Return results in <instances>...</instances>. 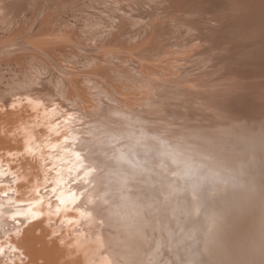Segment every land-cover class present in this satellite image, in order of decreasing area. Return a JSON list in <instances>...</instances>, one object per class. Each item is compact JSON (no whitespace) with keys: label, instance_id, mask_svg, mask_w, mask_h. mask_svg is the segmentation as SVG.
Instances as JSON below:
<instances>
[{"label":"bare ground","instance_id":"bare-ground-1","mask_svg":"<svg viewBox=\"0 0 264 264\" xmlns=\"http://www.w3.org/2000/svg\"><path fill=\"white\" fill-rule=\"evenodd\" d=\"M220 3L224 6L223 8L225 9V11L229 12V14L232 15L230 16L232 17V19H238L237 27L239 32H243L244 34H246V37H243L242 44L240 46L238 45L234 50L225 51L223 49L224 45L222 44V42L211 47L210 51L204 50L198 55L188 57L187 60L190 65L189 67H186L187 70H190L192 67L191 71L193 70L195 74L201 75L203 77L204 80L201 79V81H189L186 79L185 75L179 79L164 80L160 79L157 75H150L149 73H145L144 80L146 81L147 85H145L148 88L146 94L147 98H149L150 101L142 100L140 102L143 105L144 103L149 102L147 107H142V110H140L139 108L135 109L133 106L132 109L128 108L124 112H120L117 117H115L116 119L112 120V122L122 126V129L114 130L109 126H105L103 122L100 123V117L90 122L89 126H87V123L77 124V122L81 119L79 115L72 114V111L68 112L59 102L56 103L55 101H53L52 105H50L49 100L47 101L44 98H28V100L21 102L16 99L18 103L14 104V102H11L14 105H11L12 107L10 111H6V108H4V112L3 110L0 111V264L156 263L154 259H156L157 257V249H159L158 247L161 244V239L153 240L155 241V247L153 246V244H151V246H147L146 244L151 243L152 239L150 241V235V237H148V243V233L146 232V228L149 227L151 231L157 229L159 238H161L160 236L167 235L166 238L163 237V239H167V242H169V240H172L175 233L174 229L175 227H178L175 226L176 213L174 211L176 207H178L177 200L181 197V193L183 192V190H185L188 195L192 210L191 215L193 217V221L191 222V226H198L201 230L202 236L200 238L202 239V243L198 252L200 253L202 251L204 253L206 258L205 264H230L231 260H234L235 263L238 258L242 256V251L244 250V255L247 254V257L245 258L246 260L243 258H239L245 261H242L241 263L244 262V264H264L263 197H260L259 195L258 198L260 197L262 199L257 202L253 201L252 199L250 203H247L248 199H246L247 201H245L248 205L246 206L244 204V208L241 207L239 204L247 196H244L245 198L243 199V196L241 195V193H239V190L234 189V187L230 184L231 180L229 182L227 181L228 179L218 181V179L214 178L215 170H209V167L207 166L208 162H199L195 160L191 154L186 152V147L182 144L183 142H173L169 138L164 137L159 129L157 131L155 129H152L153 126L149 128V126L144 124L145 120L143 119L144 112H149L150 110H152L159 104L160 101H170L174 98L180 99L182 97H187L196 93H210L208 95V101L205 102L207 104L205 105L208 106L210 111H212V113L215 115V119L212 120V123L216 125L215 127H219L223 123L229 126H233L237 124L239 125L242 122H247V125L250 124L254 126L258 124L262 118H264V96H257L253 93L255 90H260V92L264 94V86L259 88V84L260 86L263 84L259 83L258 79L257 84H249L247 82L248 85H244L245 83H241L239 79L237 80V78H239L241 75L243 76V74L248 75L252 78H256V76H261L264 72V0H224ZM55 9L57 8L55 7ZM204 31L205 29H198L197 33L192 34L194 35V38L197 40V42H200V44L201 42L205 43L207 37H209V34ZM231 31L233 32V30ZM107 36L104 35L102 36V38ZM113 36L114 35L112 33V37ZM111 39L112 38H110V41ZM131 39L134 40V38L132 37ZM232 39L234 41V38ZM87 41L91 42V39ZM229 41H231V39H229ZM105 42H107L106 39ZM79 44H82V42H79ZM98 46L96 45V47ZM101 46V49L104 48V46ZM108 48L110 49L111 47ZM127 49L128 48L126 47V50ZM156 49L157 48H155L154 50ZM158 49L156 51H158ZM186 51L188 50L186 49L185 52ZM102 56L103 55H101V57ZM94 58L95 57H93V59ZM123 58L127 57L123 56L122 59ZM108 59H105V61ZM240 62L241 64H243L244 69H235V64ZM200 65H203V69L200 68L201 70H195ZM161 70L163 71L162 68ZM103 71L105 72L104 68ZM141 71H143V69ZM104 72L101 71V73L103 74ZM208 72L212 73V77L209 79L207 78L210 77V75H207ZM108 73L110 74V72ZM98 74L100 73L98 72ZM114 75H116V73ZM197 75L195 76L196 78L193 79H197ZM238 75L240 76L238 77ZM113 76H111V79ZM234 76L237 77L235 78ZM118 77L121 76L118 75ZM233 77L236 83H231ZM117 80H120V78H118ZM77 82H80V80ZM164 83L166 85H164ZM171 84H174L176 86V88L174 89L175 92H172L173 90H170L171 92L165 93V91H163L164 88L166 89V86L168 87V85L170 88L172 86ZM175 86H172L171 88H174ZM28 87L30 86H27V88ZM77 87L79 88V86ZM213 88H217V90ZM79 91L78 93L83 94V91ZM84 92H86V90H84ZM98 92L100 93L101 91ZM216 92L220 93L221 96L223 95L224 98L221 100L218 99L220 94L217 95ZM143 94H145V92ZM83 95H85V93ZM75 97L76 96L74 95V98ZM123 100L124 99H122V101ZM72 102H74V100ZM130 105L132 106V103ZM104 122L107 123V121ZM172 126L168 127L171 128ZM232 131L233 130H231V132ZM242 133H244V131ZM245 133L249 134V131L248 133L245 131ZM253 135L252 137L255 138V136ZM225 136L229 137L227 134H225ZM225 136H223V138ZM186 137H188V135ZM213 137L215 136L213 135ZM180 138L184 137H179V139ZM251 139H247V141H251ZM185 140L186 138L183 141ZM225 140L227 139L225 138ZM201 141H204L205 144L209 143V140L204 137H202ZM221 145L223 146V144ZM212 147L213 145L210 144V150L212 149ZM253 147H255V145H253ZM263 148L259 150L264 151ZM221 149L223 150L222 147ZM218 152L219 151H217V154ZM205 154L207 156V153ZM217 154L215 153V155ZM228 156H230V154ZM210 157H214V155ZM212 160L215 159L213 158ZM258 160L260 161L261 159H257V161ZM219 161L221 162V160ZM241 162L242 161H240V163ZM150 163L154 165V168L149 166ZM213 163L215 162L213 161ZM214 165L211 166L213 167ZM221 165L223 166L225 164ZM244 165L246 166V164ZM241 166L243 167V165ZM247 167L248 166H246V168ZM238 168L240 169L239 165ZM250 168H252V166ZM225 170H227V168H225ZM232 171L233 170H231V173ZM233 176H235V174ZM129 180L133 181V184H126V182ZM154 181H159V184L157 186H154ZM239 181L240 180H238L237 183ZM213 184L216 185L214 186ZM251 184H253V181L251 182ZM246 186H249V188L252 190L251 186L253 185H250L249 183ZM258 186L260 187V185ZM203 187H206L207 189V193H205L204 196L207 198L206 200H210V202L208 201V208L204 209L206 210L204 214L199 217V213L203 205L201 195V190L205 189ZM132 188H135V190H133ZM111 191H118V195L110 194ZM152 192H157V195H161V201L159 202H161L162 211L163 209L165 211H169L168 214L164 215L163 212L162 214L164 215L165 220H168V222L171 224V231L167 230L169 228H165L166 221L164 219H157L158 217L156 218L157 215L155 214L158 211L156 210V213L154 214V210L156 208L154 207L155 209H153L151 203H148V199H146L147 195L152 196L154 194ZM247 192L248 191H246V193L243 195L250 194V192H248L249 194ZM260 194L262 195V193ZM253 195L255 196L256 192ZM113 198H116L117 200L111 201ZM154 203L156 205L157 202ZM168 206L171 208V211L170 209H168ZM145 209H148L147 213L150 216H147V213H144ZM187 215L188 214L186 213L185 217H187ZM158 216H160V214H158ZM161 217L163 216L161 215ZM168 222L167 225H169ZM181 227L179 225L178 232L181 230ZM164 231L166 232V234H164ZM145 246H147L146 248H156V251L152 249V254L154 256L152 257V259L149 257L150 255H148L149 253L147 251L146 253H148V256H144ZM167 247L166 249H164L166 253L168 250ZM190 248H188V250ZM169 249H172V247H170ZM168 252L170 253V251ZM182 252L184 254V251ZM170 255L171 254H169V256ZM166 256L167 255L165 254V260ZM148 257L151 261L147 259ZM182 257L184 259V256ZM186 257L187 259L191 258L189 255ZM191 260L192 259H190V262L189 260L187 261L189 263H192ZM163 261L164 259L162 260V263ZM165 262L169 263L170 261Z\"/></svg>","mask_w":264,"mask_h":264},{"label":"rangeland","instance_id":"rangeland-1","mask_svg":"<svg viewBox=\"0 0 264 264\" xmlns=\"http://www.w3.org/2000/svg\"><path fill=\"white\" fill-rule=\"evenodd\" d=\"M221 1H224V0H184V1L183 0H174V1L173 0H0V8H1L0 9V108L1 110L0 111L3 110L4 112L5 111L4 108H6V111H10L11 107L15 103H18V101L19 102L26 101L28 100V98H36V97L44 98L47 101L49 100L50 105H52L53 101H55L56 103L59 102L64 106V108L68 112L72 111L71 112L72 114L79 115L81 119L80 121L77 122V124L87 123V126H89L90 122L100 117L99 118L101 120L100 123L103 122L105 126H109L114 130L122 129V126L112 122V120L116 119L115 117H117V115L120 112H124L128 108L132 109L133 106L135 109L139 108L140 110H142V107H147L149 102L144 103L143 105L140 101L142 100L150 101L149 98H147V94H146V92L148 91V88L146 86L147 83L144 80L145 73L147 74L149 73L150 75L151 74L157 75L160 79H164V80L179 79L185 75L186 79L189 81H194V80L201 81L203 77L201 75L195 74L193 70L191 71L192 67L190 70H187L186 67H189L190 65L187 60L188 57L193 56V55H198L204 50L210 51L211 47H213L216 44L222 43V42H223L222 44L224 45L223 49L225 51L234 50L237 48L238 45L240 46L242 44L243 37H246L245 36L246 34H244L243 32H239L238 27H237L238 19L237 18L232 19V17H230L232 15H230L229 12L225 11V9L223 8L224 6L222 5L223 2L222 4L220 3ZM54 6L57 9H55ZM6 9L8 10V13L10 14L7 13ZM198 29L200 30L205 29L204 32L209 34V37H207V40L205 41V43L201 42L200 44V42H197V40L194 38V35H192L193 33H197ZM231 30H233V32ZM112 33L114 35L113 37H112ZM104 35L107 37L102 38V36ZM109 37L112 38L111 41ZM131 37L134 38V40L131 39ZM89 38L91 39V42L87 41V40H90ZM232 38H234V41ZM105 39L108 43L105 42ZM229 39H231V41H229ZM79 42L80 43L82 42V44H79ZM123 43L125 46L123 45ZM96 45L98 47H96ZM100 46L101 47L104 46V48L101 49ZM107 46L111 48L109 49ZM134 46L136 47V49ZM126 47L128 48L127 50H126ZM153 48L154 49L159 48V49L158 51H156L157 49L154 50ZM152 49L154 52L152 51ZM186 49L188 50L186 51L187 54L185 52ZM139 51L140 52L142 51V52L140 53ZM101 55H103L104 57L103 56L101 57ZM107 55L108 57L109 56L110 57L113 56V57L112 58L109 57L108 59ZM123 56L127 58H123L125 59L123 60L122 59ZM93 57H95L96 59L94 58L95 59L94 60ZM105 59H108L109 61L108 60L105 61ZM165 61L166 63L167 62L168 63L170 62V63L166 64ZM235 66H234L235 69L236 68L241 69V70L244 69L243 68L244 66L243 64H241V62L235 64ZM127 67L129 70L130 69L131 70L129 71ZM202 67L203 65H200L199 67H197V69L195 68L194 69L198 71V70L203 69ZM103 68L105 72L111 69L108 71L110 72V74L108 72H106L105 74V72L103 71ZM161 68L163 69V71L161 70ZM140 69L141 70L143 69V71H141ZM164 70H167V71H164ZM101 71L104 72V74L101 73ZM98 72L100 74H98ZM114 72L116 73V75H114L115 74ZM189 72H192V73H189ZM211 74L212 73L210 72L207 73V75H210V77H207L208 79L212 77ZM110 75L111 76L114 75L112 77L113 80L111 79ZM118 75L121 77H118ZM196 75L198 76L197 79H193V78H196L195 77ZM239 76L240 75H238V77ZM234 77L236 78L237 76H234ZM234 77H233V80H231V83L232 82L236 83V81L234 80ZM118 78H120V80H117ZM251 78L252 77L243 74V76L241 75L239 78H237V80L239 79L241 83L243 84L245 83L244 85H248V83L257 84L259 82L263 84L261 86L259 84V88L264 86V72L261 76L258 75L256 76V78H252V79ZM75 79L77 81L80 80V82H77ZM90 79H91V82H90ZM257 79L259 80L258 82H257ZM75 84L79 86V88ZM127 84H130V85H127ZM135 84L138 86H136ZM26 85L30 87L27 88ZM164 85L166 84L164 83ZM103 86L105 87V89ZM172 86H175V85L173 84ZM101 87L103 88V90ZM171 87L169 88V85H168V87L166 86V89L164 88L163 91H165V93L171 92L170 90H173L172 92H175L174 89L176 88V86L174 88H171ZM213 89L217 90V88H213ZM84 90H86V92H84ZM78 91L79 92L83 91V94L85 93V95H83L82 93H78ZM98 91H101V92L99 93ZM64 92H65V95H64ZM144 92L145 94H143ZM139 93L142 95H140ZM253 93L254 95H257V96H260V95L264 96V94L261 93L260 90H257V91L255 90ZM209 94L210 93H207V94L205 93L197 94L196 93L193 95H189L187 97H182L180 98L181 100L174 98V99H171L170 101H160L159 104L156 107H154L152 110H150L149 112L147 111L144 112V115H143V119L145 120L144 124L149 126V128L153 126L152 129H155L157 131L159 129V131L163 134L164 137L169 138L173 142H177V143L183 142L182 144L186 147V152L191 154L195 160L199 162H203V161L208 162L207 166L209 167V170L210 171L215 170L214 178L218 179V181L228 179L227 181L229 182L231 180L230 184L234 187V189L239 190V193H241V195L243 196L242 198L244 199L247 196L239 204L241 207L244 208V204L247 206L248 205L247 203H250L252 199L253 201H256V202L262 199L260 197H263L264 199V196H262L264 195L263 193V190H264L263 188L264 187V184H263L264 182V168H263L264 167L263 165L264 151L259 150L264 147V140H263L264 139V118H262L260 122L254 126L250 124L247 125V122H242L239 125L237 124L233 126H229L223 123L219 127L218 126L215 127L216 125L212 123V120L215 119L214 118L215 115L212 113V111H210L209 107L205 105L207 104L205 102H207L209 99L208 97ZM219 94L220 93H217V95ZM74 95L76 96L75 98H74ZM195 96H196V99H195ZM65 97H67L68 99ZM223 98L224 97L223 95L221 96V94L218 97V99L220 100ZM122 99L124 100L122 101ZM73 100L74 102H72ZM199 100L202 102H200ZM11 102H14V104ZM131 103H132V106L130 105ZM92 108L93 109L96 108V109L93 110ZM104 121H107V123ZM168 126L169 127L172 126V127L169 128ZM224 126H225V129H224ZM161 128L163 129V131ZM185 128L188 130H186ZM231 130H233L232 131L233 133L231 132ZM218 131L220 134L218 133ZM243 131L244 133L245 131L247 133L249 131V134H246V133L244 134L242 133ZM206 134L210 138H208ZM225 134H227L229 137H226ZM187 135L188 137H186ZM213 135L215 137H213ZM252 135L255 136V138L252 137ZM223 136L225 137L223 138ZM179 137H184V138L179 139ZM202 137L208 139L209 143L205 144L204 141L202 142L201 141ZM185 138L186 140L183 141ZM225 138L227 140H225ZM247 139L248 140L251 139V141L255 143L253 144L251 141H247ZM191 142L193 143V145ZM210 144L213 145L214 147V148L212 147L211 150L209 148ZM221 144L225 146L223 147ZM252 144L255 145V147H253ZM221 147L223 148V150L221 149ZM250 150H252L253 152ZM210 151H213V152H210ZM217 151L220 152V153L218 152L219 155L217 154ZM233 151L236 153H234ZM205 153H207V156ZM215 153L217 155H215ZM237 153L239 154V156ZM256 153L259 155H257ZM229 154L230 156H228ZM213 155L214 157H210ZM213 158L215 160L217 159L218 161L216 160L217 161L216 162L215 160H212ZM257 159H261L262 161L261 160L257 161ZM219 160H221V162ZM213 161L215 163H213ZM240 161L242 162L244 161V162L240 163ZM150 164L149 166L154 168V165L152 163ZM221 164H225L227 166L225 165L222 166ZM244 164H246V166L248 167L252 166V168L250 167L246 168ZM211 165H214L215 167L214 166L212 167ZM238 165L240 169L238 168ZM241 165H243L244 168ZM260 165H263V166H260ZM221 167L222 168L225 167L227 168V170H225V168L222 169ZM231 170H233L232 173H231ZM234 174L235 176H233ZM240 176H243V177H240ZM238 180L240 181L237 183ZM252 181H253V184H251ZM154 182H155L154 186H157L159 184V181H154ZM128 183L133 184V181L129 180L126 182V184ZM249 183L250 185H253L251 186L252 190L249 188V186L248 187L246 186ZM213 185L215 186L216 184H213ZM258 185H260V187L262 185L263 186L260 188ZM203 188H205L201 190L203 205L200 210V213L202 214L199 213V217L204 214V212L206 211L204 209L208 208L207 204H209L210 202V200H208L209 201L208 202L206 200L207 198L204 196V194L207 193V189L206 187H203ZM254 188H256L258 191ZM132 189L135 190V188H132ZM247 189H250L251 191ZM246 191L250 192V194L247 192L249 195L247 194L243 195L246 193ZM117 192L118 191H111L110 194L115 195L117 194ZM253 192L254 193L256 192L255 196L253 195L254 194ZM152 193H154L155 195L154 194L152 196L147 195L146 199H148V203L149 202L151 203L153 209L156 208L154 210V214L156 213V210L158 211L155 214L157 215L156 218L158 217L157 219L162 218L165 220L164 215L168 214L169 211L167 210L165 211L164 209L162 211V205H161V202H159L161 201V195L160 194L157 195L156 194L157 192H152ZM260 193H262V195ZM259 195L260 197L258 198ZM246 199H248V201ZM116 200H117L116 198H113L111 201H116ZM245 200L247 201V203ZM154 202H157L158 204L156 203L155 205ZM177 205L178 207H176L175 211L174 210L173 211L176 213L175 226H178V227H175L174 229L175 233L171 241L170 240L169 242L166 241L167 239L165 238L167 235L160 236L161 238H159L158 237L159 233L157 229L152 230L153 231L152 232L151 229H149V227L146 228L147 230L146 232L148 233L147 239L148 237H150V235H151V238H149L150 241L152 239L151 243H149V239L147 240L149 243V244H146L147 246H151V244H153L154 246L155 241L153 240L161 239L160 240L161 244L158 247L159 249H157L158 250L157 251L158 253L156 255L157 257L156 259H154L156 263H153V264H157L158 261H159L158 264L159 263L163 264L165 261H168V262L170 261V262L169 263L165 262L164 264H188L190 262V259H192L193 261L191 260L192 263H189V264H205L206 258H205L204 253L202 251L200 253L198 252L200 250V245L202 243V239L200 238L202 236L201 230L198 226L197 227L191 226V222L193 221V217L191 215L192 210H191L190 202L188 199V195L185 192V190H183V192L181 193V197L177 200ZM168 209H170L171 211L170 207ZM147 212H148V209H145L144 213H147ZM162 212L164 213V215L162 214ZM185 212L188 214L187 217H185V214H186ZM158 214H160V216H158ZM161 215L163 217H161ZM147 216H150V215L147 213ZM167 222L168 220L166 221L165 228L166 229L169 228L167 230L171 231L172 226L169 222H168L169 225H167ZM179 225L180 227L182 226L180 228L182 231L180 230L178 232ZM165 231H164V234H166ZM163 237L165 238L163 239ZM147 246L144 247L145 248L144 256L147 257L148 255H150L149 257L152 259V257H154L152 254L153 253L152 249L156 251V248H154L155 246L152 248L151 247L146 248ZM162 246L165 248H163ZM169 246L172 247V249H169L170 248ZM166 247L168 249L167 253L164 250L166 249ZM188 248L190 249L188 250ZM181 250L184 251V254ZM146 251L149 254L146 253ZM168 251H170V253ZM244 251H242L243 253L241 252L242 256H240L239 258L245 259L247 257V254H245L246 256L244 255L245 253ZM165 254L167 255L166 260L164 258ZM169 254L171 255L169 256ZM185 254L186 256L189 255L191 258L188 257L189 259H187ZM181 255L184 256V259ZM149 257L147 258L148 260H150ZM239 258L237 260L238 264H244L245 261ZM163 259L164 261L162 263ZM186 259L189 260V262ZM184 260H185V263H184ZM231 261H230V264H233L234 260H231ZM237 261L235 262L236 264H237ZM242 261L244 262L241 263ZM147 264H150V262Z\"/></svg>","mask_w":264,"mask_h":264}]
</instances>
